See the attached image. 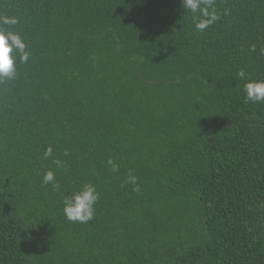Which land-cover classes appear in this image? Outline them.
Wrapping results in <instances>:
<instances>
[{
    "label": "trees",
    "instance_id": "1",
    "mask_svg": "<svg viewBox=\"0 0 264 264\" xmlns=\"http://www.w3.org/2000/svg\"><path fill=\"white\" fill-rule=\"evenodd\" d=\"M214 7L201 32L182 0H0L29 53L0 80V264H264V102L237 75L264 79V0Z\"/></svg>",
    "mask_w": 264,
    "mask_h": 264
},
{
    "label": "clouds",
    "instance_id": "2",
    "mask_svg": "<svg viewBox=\"0 0 264 264\" xmlns=\"http://www.w3.org/2000/svg\"><path fill=\"white\" fill-rule=\"evenodd\" d=\"M215 0H182V6L191 13H199L203 19L193 16L195 28L198 31H204L210 25L220 19V14L214 7ZM18 18L15 16H6L0 14V80L5 78H13L16 72L15 63L17 58L20 63H26L29 59V53L26 51V44L18 33L7 30L4 25H17ZM255 45L252 51H255ZM264 52V49H261ZM241 79H245L244 92L246 94V102L253 103L264 102V79L251 80L246 78V73L241 70L237 74ZM52 148L48 147L44 152V156L50 157ZM57 166L61 165V161H54ZM111 164L112 161H109ZM130 181L135 184L136 178L130 174ZM43 183L52 184L57 191L60 185L55 181V174L48 170L44 173ZM138 190V189H137ZM99 199V193L96 188L91 185H84L78 192L66 195L64 198V215L69 221L87 223L94 217V205Z\"/></svg>",
    "mask_w": 264,
    "mask_h": 264
}]
</instances>
